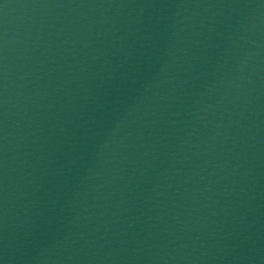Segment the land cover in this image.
<instances>
[{
  "label": "water",
  "instance_id": "1",
  "mask_svg": "<svg viewBox=\"0 0 264 264\" xmlns=\"http://www.w3.org/2000/svg\"><path fill=\"white\" fill-rule=\"evenodd\" d=\"M0 264H264V0H0Z\"/></svg>",
  "mask_w": 264,
  "mask_h": 264
}]
</instances>
